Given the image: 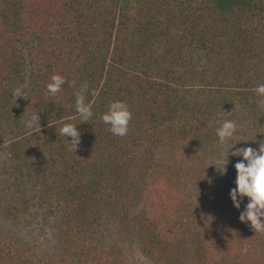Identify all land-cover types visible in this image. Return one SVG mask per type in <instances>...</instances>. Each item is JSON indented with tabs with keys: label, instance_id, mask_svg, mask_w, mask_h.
<instances>
[{
	"label": "trees",
	"instance_id": "trees-1",
	"mask_svg": "<svg viewBox=\"0 0 264 264\" xmlns=\"http://www.w3.org/2000/svg\"><path fill=\"white\" fill-rule=\"evenodd\" d=\"M0 31V143L10 137L0 213L46 209L62 250L59 260L39 256L0 234V264H127L99 246L112 228L137 229L153 264H264V233L238 242L244 205L234 208L229 192L242 158H230L232 177L221 183L197 156L217 151L215 130L228 117L245 147L264 142L255 93L264 84V0H5ZM54 74L65 78L56 96L46 93ZM85 84L86 122L76 112ZM116 100L132 113L124 137L101 119ZM34 113L40 127L26 129ZM64 123L78 124L75 152L59 135ZM172 170L192 175L194 193L172 182ZM24 178H35L37 193L21 188Z\"/></svg>",
	"mask_w": 264,
	"mask_h": 264
},
{
	"label": "clouds",
	"instance_id": "clouds-1",
	"mask_svg": "<svg viewBox=\"0 0 264 264\" xmlns=\"http://www.w3.org/2000/svg\"><path fill=\"white\" fill-rule=\"evenodd\" d=\"M64 84L65 78L59 74H54L46 86V93L56 96L62 91ZM86 91L87 85L85 84L76 93V112L85 122L93 117L92 105L85 103L84 93ZM255 93L258 97V103L264 106V84H258ZM131 118L132 113L128 105L120 100L111 102L108 105V110L101 117L103 123L109 126L108 130L118 137L127 135ZM40 119V115L34 113L25 121V128L40 127ZM77 125L64 123L59 129V135L67 139L70 149L74 152L80 143L81 137ZM236 130L235 121L228 118L219 121V126L215 130L219 143L230 146V155L242 158L234 165L236 171L235 187L230 189L229 196L234 208L238 211L241 209V205H244L238 217L239 221L248 225L255 233H264V142H260L258 148L250 146L236 147L239 143L234 142ZM69 137L71 142L68 140ZM230 155L227 156L226 162L219 164L212 162L208 167L210 165L215 166L219 175H226ZM245 198H247V203H245Z\"/></svg>",
	"mask_w": 264,
	"mask_h": 264
},
{
	"label": "rangeland",
	"instance_id": "rangeland-1",
	"mask_svg": "<svg viewBox=\"0 0 264 264\" xmlns=\"http://www.w3.org/2000/svg\"><path fill=\"white\" fill-rule=\"evenodd\" d=\"M5 5V0H0V19L3 13V8ZM53 38V37H52ZM3 36L0 31V53L3 51ZM51 45L55 43L54 40H50L49 42ZM34 49L36 50L35 44L33 45ZM25 56L27 58V62L30 61L36 56L34 51H25ZM42 56V55H40ZM45 58H41L40 61L43 62ZM34 68L35 73L39 72L36 71L39 69L38 66H31L28 65L27 73L30 74L32 72L31 68ZM229 120H234L231 117H228ZM237 125V124H236ZM242 131V127L237 125L236 134L234 136V142H239L236 147H245L246 144L242 142L246 136ZM10 144V137L5 136L1 143H0V167L1 164L6 162L9 157V150H7ZM228 145H219V148H214L213 153L209 152L203 147L198 149V157L203 162V168H207L208 165L212 162L223 163L226 162V158L230 155ZM230 158H236L234 155L229 156V163L227 165V174L226 175H219L216 171L215 166L210 165L207 169L214 173L218 180L222 183L232 177V170L230 167L232 166L230 162ZM10 164V162H9ZM202 168V166H201ZM27 168H23L26 172ZM1 170V168H0ZM173 171V170H172ZM170 171L168 173L172 182H175L177 185L181 186L180 189L188 190V192L194 193L192 190V175L187 174L184 172L179 171ZM4 176V175H3ZM0 176V179L3 177ZM25 184L21 188H26L28 193L34 194L38 191L33 188V183L35 178L29 180L28 178H24ZM42 188V187H37ZM34 202V200L32 201ZM35 203V202H34ZM36 204V203H35ZM30 212L24 213L20 215L18 218H14L13 216H4L0 213V234L8 235L11 238L19 239L25 244H28L31 248H36V253L39 256H52L55 260H59L61 253V247L58 245V238L56 236V229L52 227V220H46L45 210L40 209V207L31 206ZM239 231V245L240 247L245 248L248 244L253 243L259 237V233H255L248 225H241ZM118 229L112 228L110 231H106L103 235H99L98 243L101 249L106 253H116L120 255L123 259L126 260L127 264H153L151 263L147 257L142 253L139 246V239L137 236V229L129 230L128 232H118ZM56 253H60L57 255Z\"/></svg>",
	"mask_w": 264,
	"mask_h": 264
}]
</instances>
